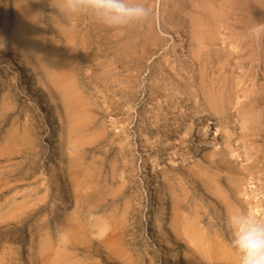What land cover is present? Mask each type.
Listing matches in <instances>:
<instances>
[{
    "label": "rangeland",
    "instance_id": "1",
    "mask_svg": "<svg viewBox=\"0 0 264 264\" xmlns=\"http://www.w3.org/2000/svg\"><path fill=\"white\" fill-rule=\"evenodd\" d=\"M189 1L149 0L143 21L155 37L184 38L188 55L198 16ZM84 22L75 33L60 0H0V264H203V247L208 264H239L227 220L258 217L264 98L253 108V89L264 64L244 60L245 70L235 55L226 68L217 58L193 72L170 39L144 53L138 70L130 47L120 49L128 37L108 44L107 26L90 15ZM178 25L187 34L177 36ZM232 31L216 45L222 54L246 40ZM158 76L162 94L151 87ZM177 82L192 99L174 109ZM203 88L230 94L228 113L208 105Z\"/></svg>",
    "mask_w": 264,
    "mask_h": 264
},
{
    "label": "bare ground",
    "instance_id": "2",
    "mask_svg": "<svg viewBox=\"0 0 264 264\" xmlns=\"http://www.w3.org/2000/svg\"><path fill=\"white\" fill-rule=\"evenodd\" d=\"M147 1H149V0H144L146 5H147ZM199 1L201 2L200 5H198L196 3V0H190L189 1L193 4L195 10L197 9V11H198V16L193 17V20L191 21V24H192L191 26L193 27V31H194V32L192 31L193 32L192 33L193 39H194L193 43L196 44V46L195 47L193 46V48H191V51H190L191 53H189V55L183 53L182 48L184 46V38H182V40H179V42H177L176 39L174 37L170 36L168 33L166 35L167 39H165L162 36H159L158 34H157V37H155L156 35H154V33H152L153 27H151L149 24H146V22H143V21H142V23L139 22L138 25H137V23H135V24H132V25H129L126 27H114V28L107 27L106 29H103L106 31V37L105 38H107V41H108L107 43L108 44H115V43L119 44L120 41L122 40L121 39L122 35L126 38L128 37L126 39V41H124L122 43L120 49H121V51L122 50H128V48L130 47L128 50L130 54L127 57L129 58V56L131 55L130 56L131 63H133L134 68H136L138 70L140 68H142V66H144L143 59H146V57H147L146 56L147 54L145 55L144 53L147 52L148 54H152L151 53L152 49L161 48L163 46V43L165 41H170V39L174 40V44H176V47L177 46L181 47V48H176L175 50L178 54H180V57L185 56V57H187V58H185V60H187V59L190 60L189 62H191V63L189 65V69H191L193 72L197 70V69H194L197 66V64L199 66L204 67L205 71H206L209 68H212L213 63L215 61H217L218 59L224 62V64L222 65V68H224L226 65L231 64L230 62H232V59H233L232 57L235 55H237V57H239L241 59V61L237 62V64L240 65V67H244L245 70L247 69V67L244 66V60H248V62L250 64H252V66H256V65L262 66L264 64L263 63V60H264V0H199ZM89 15H90V17L92 16L91 14H78V15H71V16L69 15L70 21L72 22V24H71L72 29L75 33H77V32L81 33L82 30L84 31V29H85L84 28V25H85L84 21H85V18ZM101 24H103V23H101ZM220 25L224 26L225 30H230V33H228V35L225 33L227 36H225V37H222L223 35L220 36L221 31H219L215 28L216 26L219 27ZM94 28H98V27H93V29ZM123 29H126L125 32H122ZM232 29L239 31L238 33H240V34L247 33V35H245L246 40L244 39V43L243 44L241 43V46L237 45L236 48H232L230 46L231 45L230 44L229 45L230 48L228 47V50L225 52V54H222V52H221L222 50L220 49V47L216 48V45L226 44L227 40H229L231 38L230 35H233V33H234L232 31ZM182 30H183V32H182ZM257 31H259V35H257ZM184 32H185V34H187L186 27H184L183 25H178V29L176 31L177 36L182 37L184 35L183 34ZM90 34H92V35L96 34V31L91 30ZM97 35H100L99 31H97ZM113 37H115L116 40H113ZM236 38H238V37H236ZM152 39H155V41L153 43L151 42ZM234 40H236V39H234ZM78 44H80V48H82L85 51V53H87V49L89 48V45H88L89 43L87 41L85 42L84 40H81L80 42L78 41ZM69 46H70V49L72 50V52H70V54L73 53V55L76 56L77 55L76 51H73V49H76V41L75 40L73 41V38L71 39V43ZM152 46H155V48H153ZM248 48L250 49V52H249ZM232 49H235V50L237 49V50L233 51ZM182 53H183V55H182ZM71 57H73V56H71ZM223 57H224V59H223ZM58 63H59V66L56 68V70L58 73L60 72V74H58V76L60 77V75L63 74L65 68L67 67V66H65V65H67V61H64V63L63 62H58ZM235 65H236V63H235ZM175 66H176V64H175ZM252 66H251L250 72H252V68H253ZM180 67H181V65H180ZM183 70L188 72L187 67H183ZM256 71H257V69H256ZM261 72H263V74H261L260 79H258L256 77L257 75L255 76L258 79V80L256 79L257 80L256 86H258V87H257V89L256 88L253 89L254 93H255V95H254V103L255 104H254L253 108H256L258 106L260 107V104H261L260 100L264 98V84H263V82H261V79L264 78V69H262ZM252 73H254V72H252ZM252 73H250V74H252ZM257 73L260 74L259 71H257ZM136 76H137V74H136ZM246 80H248V79H246ZM163 83H164V81L163 80L160 81V77L158 76L154 79L151 87L152 86L154 87V88L152 87V89L155 92L162 94L161 91L167 90L166 85H164V86L162 85ZM177 83H178V85H177V87H175V91H174L175 93L171 96V98L173 99L172 102H174V103H173V105H169L174 109H177L178 108L177 105L182 103L183 101H190L192 99L191 94H189V92H187L186 90L180 89L179 88V82H177ZM204 88L202 89L201 94L204 96L205 102H207L208 105H211V107H213L216 112L218 110H221L223 113H228V110L230 109L229 106L231 105L230 94L225 95L224 91L217 92V91L212 90V92H211V91H208L207 89H204ZM66 91L69 92V89H66ZM73 98L78 100L77 99L78 98L77 93H73ZM87 112H88V110H87ZM173 112H175V111L169 110V113L167 111V112H162V114H167V113L171 114ZM260 114H261V112H260ZM260 123H261V127H262V124H263L262 120L260 121ZM176 129H177V127H176ZM207 153H209V151ZM174 157L176 160L179 159L178 154H175ZM250 160H251V157L248 158V161H250ZM173 161L174 160H172V162ZM251 164H253V162H251L250 165L247 164L248 167H246V168L248 170L251 169ZM263 168H264V165H263ZM237 193L238 192L236 191V194ZM252 199H254V200L256 199L255 202L257 204V207H255V211L257 212L258 217L260 219L264 220V191H262V194H259V196H253ZM240 201H242V200H240ZM251 211H254V210H251ZM202 219H203V217H199V222ZM195 226H196V224H195ZM189 229H192L195 232L197 230L196 227L194 228L193 224L191 225V227H189ZM184 233L187 234V231ZM191 234H193V233H191ZM213 246H214V243L212 242L211 247H213ZM213 251L214 250L212 249L211 253ZM208 253L209 252H207L206 248H204V247H203V250L201 248L198 249V254L200 255V259H201V262L203 264H208V262L206 261V257L208 255ZM214 254H215V252H213V255ZM216 255H218V253H216ZM226 260H227V262L229 261V259H226ZM229 262H230L229 264H234V263H232V261H229Z\"/></svg>",
    "mask_w": 264,
    "mask_h": 264
},
{
    "label": "clouds",
    "instance_id": "3",
    "mask_svg": "<svg viewBox=\"0 0 264 264\" xmlns=\"http://www.w3.org/2000/svg\"><path fill=\"white\" fill-rule=\"evenodd\" d=\"M60 11L70 16L91 14L110 28L145 21L151 12L144 0H60ZM3 47L0 40V49ZM227 228L232 236L230 246L239 253V264H264V220L251 214L231 215Z\"/></svg>",
    "mask_w": 264,
    "mask_h": 264
}]
</instances>
